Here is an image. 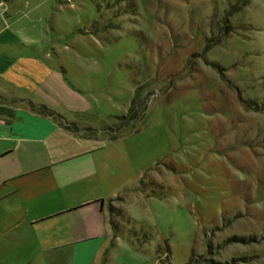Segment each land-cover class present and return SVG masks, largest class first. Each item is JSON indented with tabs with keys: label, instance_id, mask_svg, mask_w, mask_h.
I'll use <instances>...</instances> for the list:
<instances>
[{
	"label": "rangeland",
	"instance_id": "rangeland-1",
	"mask_svg": "<svg viewBox=\"0 0 264 264\" xmlns=\"http://www.w3.org/2000/svg\"><path fill=\"white\" fill-rule=\"evenodd\" d=\"M4 26L50 68L48 107L113 154L93 264H264V0H0ZM8 205L0 264H59L43 210Z\"/></svg>",
	"mask_w": 264,
	"mask_h": 264
},
{
	"label": "crops",
	"instance_id": "crops-1",
	"mask_svg": "<svg viewBox=\"0 0 264 264\" xmlns=\"http://www.w3.org/2000/svg\"><path fill=\"white\" fill-rule=\"evenodd\" d=\"M5 26L0 28V202L7 201L8 210H43L30 223L51 261L93 264L107 237L104 210L117 207L108 199L124 187L113 154L96 140L99 131L74 133L31 110L29 102L48 106L40 87L51 70L40 56L16 50L23 43Z\"/></svg>",
	"mask_w": 264,
	"mask_h": 264
},
{
	"label": "trees",
	"instance_id": "trees-1",
	"mask_svg": "<svg viewBox=\"0 0 264 264\" xmlns=\"http://www.w3.org/2000/svg\"><path fill=\"white\" fill-rule=\"evenodd\" d=\"M29 106L31 108V110H33L34 112H37L41 115L44 116H49L53 119H57L59 121V124L61 127H63L64 129H67L69 131H72L74 133H78V132H86L89 131V128H81L79 127L76 123L74 122H67L64 120V118L58 114L55 110H53L52 108L48 107L45 104H35L32 102H29ZM138 111L135 108V98H133L130 102V105L126 111L125 114H123L120 119L121 122L119 123V125L117 126V129H120L119 127H122L124 124H127L130 121H133L134 119H136L138 117ZM115 136V134L113 135ZM116 199H121L120 196H116L115 198H109L108 201L111 202L113 200ZM111 214L113 216L114 212H116L117 210H121L119 207H114L111 204L109 205ZM113 218V217H112ZM111 218V224L114 225V220Z\"/></svg>",
	"mask_w": 264,
	"mask_h": 264
}]
</instances>
